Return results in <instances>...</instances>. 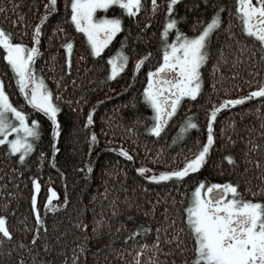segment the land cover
I'll use <instances>...</instances> for the list:
<instances>
[{
    "label": "trees",
    "instance_id": "trees-1",
    "mask_svg": "<svg viewBox=\"0 0 264 264\" xmlns=\"http://www.w3.org/2000/svg\"><path fill=\"white\" fill-rule=\"evenodd\" d=\"M45 2L0 0V27L11 33L13 42L22 41L31 47L32 28L44 11ZM157 2L159 8L152 15L151 0H143V8L136 17L123 15L122 31L105 48L101 54L103 59L89 54L83 33L77 32L70 23L61 24L64 32L59 38H48L57 19L66 20L63 15L65 0H58L59 16L53 14L44 26L40 55L34 68L54 94V99L57 93L60 97L55 100L61 109L57 114L60 130L56 147L59 151L52 156L50 121L42 114L32 112L27 105H24V110L30 112V119L38 118L42 125L41 139L28 163L22 166L16 155H8L6 146L0 145V215L6 216L7 226L16 239L25 242L31 239V232L26 234L24 231L25 224L29 228L34 224L31 180L36 178L40 183L37 203L47 232L41 228V237L32 246L39 264H65V258L68 264H72L74 251L77 264H130L136 251L134 245L150 244L158 225L161 228L162 250L154 257L157 264H190L194 241L184 223L183 208L187 206L196 184L201 180L206 183L232 182L239 186L244 198L264 200V191H258L264 189V127L261 126L264 124V102L260 97L222 109L217 114L214 121L215 141L209 158L201 169L189 173L182 182L154 183L143 179L135 171L141 165L157 173L182 167L185 158L191 157L206 141V113L213 104L248 95L264 82V60H261L264 53L260 52L256 42L241 33L239 22L229 15L228 9L235 12L234 0H207V3L205 0H179L177 12L186 18L181 21L180 27L187 34H192L193 18L206 20L214 11V6H225L220 14L223 26L212 36V57L206 66H202L201 93L194 100H181L175 116L165 125L159 137L146 132L145 126L152 123L151 108L142 101L134 108L128 101L132 96L139 100L146 85L147 72L157 67L162 57L159 32L164 22L166 0ZM193 4L198 7L189 10ZM115 12L120 10L117 8ZM97 14L115 13L109 10L107 13L98 11ZM149 20L151 23L145 28ZM229 21L233 25L230 30L235 34L231 37ZM66 38L73 41L70 72L61 46ZM121 41H124L123 50L129 56L128 63L115 79L107 80V56L120 47ZM221 51L223 60H219ZM142 55L146 59L133 75L134 62ZM218 60V70L213 73L212 64ZM0 79L4 81L11 102L17 106L23 104V98L12 80V72L3 60L2 49ZM91 108H95L94 124L86 128L84 123ZM189 115L199 128L189 129L180 139L176 132ZM136 117L143 123H132ZM129 127L131 132L127 130ZM91 132L96 133L97 143L89 151L88 137ZM253 144L258 147L254 149ZM120 147L129 151L133 160H127L113 151ZM41 151L45 153V160L38 168L40 161L37 156ZM229 154L233 156L234 164L222 160L224 155ZM49 159H54L56 167L50 166ZM89 160L93 165L92 172L79 170ZM49 188L56 193L54 204L60 205L54 212L44 207ZM253 192H256L255 196ZM101 217L102 227L94 234L93 221ZM80 221L88 224L87 232L76 227ZM137 224L150 227L152 231L144 237L125 241V236ZM177 234L179 239H172ZM81 241H84L83 253L75 249ZM45 242L49 246L47 251L43 249ZM10 247V243L0 245V264H19L23 250L16 248L9 255ZM181 248L184 250L180 251ZM117 251L123 254L122 259L116 255ZM23 255L26 264H32V255ZM152 258L153 250H145L140 264H152Z\"/></svg>",
    "mask_w": 264,
    "mask_h": 264
},
{
    "label": "snow or ice",
    "instance_id": "snow-or-ice-1",
    "mask_svg": "<svg viewBox=\"0 0 264 264\" xmlns=\"http://www.w3.org/2000/svg\"><path fill=\"white\" fill-rule=\"evenodd\" d=\"M207 3V0H205ZM235 12L228 9L229 15L234 16L240 24V31L246 37L251 38L257 43L261 53H264V0H234ZM179 0H166V12L163 26L160 29V45L162 47V62L154 69L147 72V82L139 96L129 98L128 103L132 107L142 101L152 110V123L145 126V131L152 136L159 137L168 124L169 118L173 117L183 98L196 99L201 93L202 72L206 62L212 57L211 40L212 36L219 32L223 26L221 12L225 10L224 5L214 6V11L206 20L193 18L192 34H187L180 27L181 21L186 18L177 12ZM44 11L39 16L31 32V47L20 42H13L12 35L6 29L0 27V49L3 50V60L12 72V80L15 82L16 89L23 98V104L14 105L6 92L3 79H0V145L6 146L8 155H16L18 162L23 166L28 163V158L33 153L37 142L41 139L42 125L38 118L30 119V112L24 110L27 105L32 112L40 113L50 121L52 156L54 157L59 149L56 147L59 137L60 125L57 114L60 112L59 105L55 100H59V94H54L46 86L44 79L39 76L34 68L36 58L40 55V41L43 35L44 26L53 14L59 16L58 0H46L43 4ZM198 7L193 4L189 7ZM120 12L116 13L115 9ZM143 8V0H65L66 18L61 21L59 18L55 26L52 27V35L48 38H59L64 32L62 23H70L75 30L83 33L89 49V54L93 58L100 57L105 48L122 31L123 15L136 17L137 13ZM159 8L157 0H151V13L154 14ZM70 10V11H69ZM98 10L107 13L112 10L113 15H98ZM22 19V18H21ZM14 24L16 21L13 22ZM151 23L149 20L145 28ZM231 21H229V36L235 35L231 32ZM143 31V29H142ZM239 44V41H237ZM124 41L120 47L111 55L107 56L108 70L105 73L107 80L115 79L126 67L129 56L123 50ZM61 46L65 52V64L71 71V55L73 53V41L66 38ZM146 59L142 55L134 62L133 75L139 70L141 64ZM219 60H223V51L219 53ZM212 64L213 73L218 70V63ZM264 60V55L261 56ZM127 89H124L126 91ZM254 97L262 98L264 102V82L252 90L248 95L236 98L223 99L218 104H213L206 113L207 137L191 157L185 158L182 167L171 170L159 171L158 173L144 165L135 168V171L145 180L160 182H182L183 179L193 172H197L209 158L210 148L215 141L214 121L217 114L226 108L235 105H242L245 101ZM95 108L88 111L84 126L90 128L94 124ZM30 119V122H29ZM143 123L136 117L132 123ZM264 127V124L261 125ZM199 125L189 115L181 124L176 132L180 139L184 138L189 129H198ZM129 132L132 128L127 129ZM14 134L11 138L9 134ZM223 135V129H221ZM97 143V135L91 132L88 137V150ZM199 144V141H198ZM258 145L253 144L255 149ZM127 160H133L124 147L113 149ZM159 155V153H157ZM37 160L40 161L37 167L40 168L45 160V153L39 152ZM222 160L228 164H234L232 155H224ZM48 163L56 167L54 159H49ZM259 166V162H257ZM92 162H85L83 169L87 173L92 172ZM151 173V174H150ZM61 176L64 174L61 172ZM31 212L34 217V224L31 228L25 224L24 231L31 232V239H16L14 233L7 226V218L0 215V245L4 243L12 244L9 248V255L16 249L23 250L19 257V264H26L23 253L32 255V264H39L36 260V253L32 252L34 246L41 237V228L47 232V225L39 212L37 203V193L40 190V183L36 178L31 180ZM258 191H264L258 190ZM48 199L45 201L46 210L56 211L60 206L58 203H51L56 193L52 188L48 189ZM253 196L256 192L252 193ZM67 199L65 198V203ZM115 203V201H113ZM167 211V210H166ZM115 213V209H114ZM184 223L193 238V256L190 264H264V200H253L244 198L239 186L232 182L206 183L201 180L193 189L190 200L183 208ZM147 214V213H146ZM101 217L94 220L92 232L95 234L101 227ZM76 227L83 232H87L88 224L80 221ZM167 225H165V229ZM152 229L143 224H137L134 229L125 236V241L144 237ZM183 231V229H181ZM161 228H155V237L149 244L141 243L134 245L136 251L133 261L130 264H140V257L145 250H153L152 264H157L154 259L156 254L162 250ZM172 239H179V235H174ZM167 242H171L168 240ZM45 242L44 251L48 250ZM179 247V245H177ZM80 253L84 252V241L75 246ZM184 249L181 248L180 251ZM131 254V253H130ZM168 253H165L167 255ZM116 255L123 258L119 251ZM65 264H68L65 258ZM72 264H77L76 251L73 252ZM188 264V262H185Z\"/></svg>",
    "mask_w": 264,
    "mask_h": 264
},
{
    "label": "rangeland",
    "instance_id": "rangeland-1",
    "mask_svg": "<svg viewBox=\"0 0 264 264\" xmlns=\"http://www.w3.org/2000/svg\"><path fill=\"white\" fill-rule=\"evenodd\" d=\"M98 11H102V10H98ZM209 17H210V16H209ZM185 32H186V31H185ZM186 33H188V32H186ZM190 35H191V34H190ZM160 62H162V57H161ZM146 82H147V81H146ZM178 107H179V106H178ZM177 109H178V108H177ZM174 116H175V114H174ZM170 119H172V117H170L169 120H170ZM29 122H30V121H29ZM13 135H14V134L10 133V134H9V137L11 138ZM198 184H199V183H198ZM198 184H196V186H197ZM196 186H195V187H196ZM195 187H194V188H195ZM194 188H193V189H194ZM193 189H192V190H193ZM191 194H192V193H191ZM48 195H49V194H48ZM48 195H47V199H48ZM190 197H191V196H190ZM54 199H55V197H53V199H52V201H51V203H53V204H54V202H53Z\"/></svg>",
    "mask_w": 264,
    "mask_h": 264
}]
</instances>
